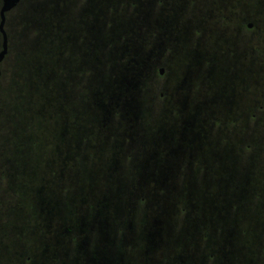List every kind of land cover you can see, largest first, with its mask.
Returning <instances> with one entry per match:
<instances>
[{"label":"rangeland","instance_id":"1","mask_svg":"<svg viewBox=\"0 0 264 264\" xmlns=\"http://www.w3.org/2000/svg\"><path fill=\"white\" fill-rule=\"evenodd\" d=\"M217 2L20 0L6 14L8 52L0 65V220L8 218L6 229L20 222L21 231L6 232L0 264H28L23 254L34 248L38 264H45L47 226L39 215L45 201L52 200L56 209L62 205L64 213L74 216L80 205L78 189L90 179V170L81 164L92 155H68L63 133L78 132L80 126L86 133L106 132L108 121L112 132L133 126V132L148 138L144 139L148 157L137 155L130 163L134 170L127 171L122 158L112 173L113 162L108 161L112 156L107 154L100 157L102 162L90 161L96 166L107 163L103 182L116 177L126 188L132 186L133 199L123 211L132 213L134 222L141 215L166 212L167 219L151 220L153 232L164 229L155 240L172 246L200 245L202 252L208 248L214 253L210 263L225 259L216 255L225 247L232 253L227 258L230 264H264V179L260 187L255 183L257 172L264 175V109L257 114L247 107L242 122L229 123L221 96L230 81L222 70L211 69L214 63L206 54L221 56L233 46L237 54L242 51L238 55L246 52L242 60L246 70L257 65L249 64L246 39L233 37L232 25L218 20L220 12L208 16ZM245 3L251 10L244 13L246 21L262 30L264 41V6L255 7V0ZM211 24L216 27L208 31ZM1 44L0 35V51ZM260 48L259 67L264 69V44ZM246 83L263 89L264 70L246 76ZM211 95L218 101L206 107ZM103 99L118 104L111 119L108 115L105 120L96 109L95 103ZM251 114L257 118H249ZM175 132L197 135L198 162L206 164L209 158L215 162L203 172L182 166L163 210L159 194L164 188L150 185L142 192L140 177L142 166L158 156L152 149L170 142ZM229 145L240 150L225 156ZM237 155L243 157L244 175L235 171V176L227 177L222 163ZM68 172L74 180L66 178ZM125 177L133 182L129 185ZM113 191L110 203L124 202L120 196L127 190ZM35 207L38 217L32 223L30 211ZM53 222L50 227L56 231L61 220ZM166 256L175 259L173 253ZM62 262L58 257L55 264Z\"/></svg>","mask_w":264,"mask_h":264},{"label":"flooded vegetation","instance_id":"2","mask_svg":"<svg viewBox=\"0 0 264 264\" xmlns=\"http://www.w3.org/2000/svg\"><path fill=\"white\" fill-rule=\"evenodd\" d=\"M245 1L246 0H218L219 3H213L208 14L209 16L211 13L217 14L220 12V18H218V20L222 21L224 19L229 27L232 25L234 30H232L231 34L233 37L234 34H236L235 36L246 39L247 51L251 56L249 64L251 66L257 65L255 68H248V70H246L242 61L243 58H245L246 52L244 51L242 54L238 55L242 51L237 54L233 46L226 48L221 56L218 52H214L212 56L209 54H206L207 57L204 56L209 62L214 63L211 69H214L215 72L222 70L229 78L230 83H228L227 88L222 91L221 96V104L227 109L225 116L229 123H234L233 120L236 122L240 120L242 122L247 107L249 112H252L253 108L257 114L261 113L264 109V87L263 89L260 88V90L259 87H252L246 83V76L264 70L259 67L261 65L260 60L263 56V54H260V47L261 44H264V41L261 40L263 39L261 36L262 30L257 28L254 22H247V19L244 17L245 11H251L247 9L248 4H246ZM255 1V7L260 8L264 6V0ZM221 11L227 12V15H222ZM215 27L216 26L211 24L207 29L210 31V28L214 29ZM230 37V40H232V36ZM199 57L201 58V56ZM160 70L163 71V69ZM244 70L246 73H244ZM236 76L238 78H233ZM236 80L237 83L233 84ZM110 99L99 100L98 103H95L98 113L106 115V117L104 116L105 120H107L108 115L110 119L111 115H116L118 108L117 102ZM209 99L208 101L206 100L209 103L206 104V107L218 101L215 95H211ZM218 99L220 101V98ZM246 100L248 102H246ZM256 116V114H251L249 118L252 117L255 119L257 118ZM258 120H262L261 116L258 117L257 121ZM109 124L110 121H108L105 126L109 130L106 132L86 133L83 126L79 127L78 132L65 131L63 137L65 139L68 155H77V153L80 155L88 154L92 155L91 158H94L97 162H102L100 158L102 155H110L112 158L108 161L113 162V166H111L112 173L117 171L116 166L122 158H125L126 164L124 167L128 168L127 171L134 170L136 167H132L133 165H130V163L134 161L137 155L146 153L148 157V151L144 143L145 140L148 142V138L143 137L140 133L133 132V126L127 128L125 132H112ZM231 130V133H233L234 128ZM197 140V135L194 133L175 132L172 134L170 142L169 140L163 141L162 143H158L157 149H152V151H157V158L151 163L148 161L142 166L144 175L140 177V184L144 187L141 191L145 192L146 188L150 185H160L158 188H164V192L159 194V202L161 200L163 210L168 202L166 195L172 193L169 187L172 186L171 183L173 181L177 182L179 177L178 173L182 166L186 167L189 171L203 172L204 170H208L210 167L209 165L215 162V160H211V158H209V162L206 161V164H204V160L200 163L198 162ZM229 147H225V156H229L231 150H240L233 147L229 149ZM232 156H234V154H232ZM237 156V159L233 158L232 160L227 157L222 163L227 177L232 175L235 176V171H237L240 176L241 173H243L244 168H241L243 157L241 158V155ZM91 158H84L81 164L84 165L83 167L90 170L88 172L90 179L86 184H81V182H79L82 185L80 189H78L80 205L75 215L71 216L70 214L64 213L65 211L62 205H59L56 209L54 207L55 203L52 202V200H46L44 210H41L39 213L40 218L46 220L47 226L43 240V246L46 252L45 264H55L58 257L63 259L62 264H230L232 262V260L230 262L229 259H227L232 255L231 250H225V247L224 250H217L216 253L218 257L223 255L225 259H218L215 260V263L214 261L210 263V258L214 253L208 248H205V251L203 250L204 252H202L199 249L200 245L177 244L172 246L162 243L164 239L160 238V240H155L153 237L162 236L164 229H160L159 232H153L149 226L154 224L155 221L151 220H155L157 217L159 220H165L167 219L166 217L170 215L166 212L157 213V217L146 214L137 217L138 221L134 222L136 218L131 215L132 213L123 211L125 207L128 208L133 199L130 190L132 186L128 187L126 185L128 187L126 188L123 183L116 182L115 176L114 179L109 178L107 181L103 182L102 179H104L105 176H102V174L104 172L103 170L106 169L105 166H107V163L104 162L96 166L95 162L94 165H91ZM231 161L233 165L230 164ZM234 163L237 164V167H235L236 165ZM232 171H234V174ZM133 173L134 172H132L131 175ZM242 175H244V173ZM70 177L72 178V175L68 172L66 178L70 179ZM261 178L264 179V175L262 172H257L255 183H257L259 187L262 185L261 182L263 181ZM125 179L128 184L133 182V179H130V177H125ZM162 179L163 181H161ZM113 187L114 190H118V192L127 190L126 195L120 196L125 199L124 202H118L114 205L110 203V197L115 194ZM120 197L114 198L117 199ZM229 197L228 194L227 198ZM0 201H3L2 197ZM58 202L59 201H57V203ZM41 203L44 204V201ZM2 208L3 205L1 203L0 211H2ZM37 212L36 207L30 211L32 223H34L38 217ZM55 218L61 220V224L58 230L53 231L50 225H54L53 220ZM194 218L197 220L198 215ZM199 218L203 219V216ZM6 219L8 218L3 216L0 220V253L3 252V248L6 245V232H9L11 229L19 232L21 231L20 222H15V226L13 223L6 229ZM37 250L38 249L34 248L29 253L23 254L28 264H38ZM157 253L159 255H157ZM166 253L175 254V259H168ZM2 257L3 256L0 255V263L3 262Z\"/></svg>","mask_w":264,"mask_h":264},{"label":"water","instance_id":"3","mask_svg":"<svg viewBox=\"0 0 264 264\" xmlns=\"http://www.w3.org/2000/svg\"><path fill=\"white\" fill-rule=\"evenodd\" d=\"M1 1H2V5L0 8V35L2 38V44L0 51V65L8 52V40L4 29L6 14L9 13L13 8H15L17 4L20 2V0H1ZM162 72L163 71L160 70L159 73L162 74Z\"/></svg>","mask_w":264,"mask_h":264}]
</instances>
